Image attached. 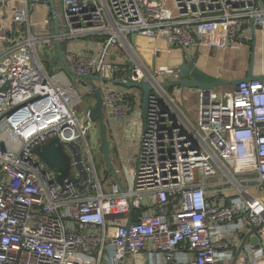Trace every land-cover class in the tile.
I'll list each match as a JSON object with an SVG mask.
<instances>
[{"label":"built area","instance_id":"2783aa9c","mask_svg":"<svg viewBox=\"0 0 264 264\" xmlns=\"http://www.w3.org/2000/svg\"><path fill=\"white\" fill-rule=\"evenodd\" d=\"M37 4L0 0L13 24L0 32V264H125L145 253L161 257L148 264H264V81L199 89L196 115H188L178 88L162 86L178 72L150 70L129 40L163 39L191 56L243 49L254 62L260 52L264 74V0H54L51 61L58 40L73 79L38 55L47 38L32 31ZM41 23L53 26L51 15ZM84 74L152 86L144 129L140 115L141 131L125 134L142 100L94 84L121 186L113 176L102 182L101 153L87 141L99 130ZM80 79L91 86L87 111L78 109ZM51 136L71 160L74 181L63 187L32 152ZM135 138L126 155L120 144ZM248 227L257 228L259 247L246 241L236 256Z\"/></svg>","mask_w":264,"mask_h":264},{"label":"water","instance_id":"95a60500","mask_svg":"<svg viewBox=\"0 0 264 264\" xmlns=\"http://www.w3.org/2000/svg\"><path fill=\"white\" fill-rule=\"evenodd\" d=\"M38 2L39 4H44V3L48 4L50 9V15L52 18V23H53L52 26L53 32L55 35H57L59 32V23L55 11L54 0H38ZM249 26H251V23L249 24ZM55 48H56L55 55L53 57L51 64L49 65V71L51 72L54 69V67L58 63H60L71 75L76 76V73L69 67L68 63L65 61V59L61 54V45L58 40L55 41ZM127 65H130V62H127ZM253 65H254V55L252 52L248 60L245 74L242 77H234L232 79H220V78L213 79L212 77H209L207 73H205L197 66V55L191 56L189 54H186L183 56L182 62L177 67L176 70L178 72V79L170 83H163L162 86L170 90L175 88L208 90L224 85H232L233 87H236L242 81H254V80L264 81V74H254ZM80 77L86 79L94 90L93 94L95 98V103L90 110V117L93 121L97 122L98 125V130H99L98 151L99 153H101L100 161L104 165L103 167L104 178H106L109 174H112L114 179L121 186L119 176L116 172L115 165L112 161L110 144L107 138L106 125L104 122V112L102 108L103 100L101 94L99 93L98 89L95 88L93 83V80L97 79V77L92 74H84L81 75ZM79 82L82 85L85 84V82L82 79H80ZM123 84L130 85L129 82ZM7 86L8 83L5 85V87ZM134 86H138L143 93L142 102H141V119H142V126L144 129L145 121H146L147 104H148V94L151 91L152 86L148 82H136ZM64 146H65L64 143L57 136H51L35 144L32 148V152L40 159V161H42L48 169L55 171V181L62 187L66 183L70 181H74V177L71 171L72 170L71 160ZM132 210L133 207L132 205H130V211ZM129 223L130 221H128V224ZM256 231L257 228L252 227L251 232L249 234L253 232L256 233ZM246 238L247 237H245L242 240L236 256L238 255L239 251L242 249L243 244L246 241ZM249 242L254 243V246L256 248L259 247L258 237L256 234L252 235L249 238ZM234 260L232 264L234 263Z\"/></svg>","mask_w":264,"mask_h":264},{"label":"crops","instance_id":"0c3cea01","mask_svg":"<svg viewBox=\"0 0 264 264\" xmlns=\"http://www.w3.org/2000/svg\"><path fill=\"white\" fill-rule=\"evenodd\" d=\"M49 12H50L49 6H48V10L45 12H42V10L39 7L32 12L30 16L31 22L38 23L36 24V28H37L36 32L41 33L46 30H48L49 32L51 31L50 29L52 27L51 24L41 23L46 19H48L49 22V17H50ZM12 25L13 24L11 22V18L8 10L7 9L0 10V32H7L8 29L12 27ZM129 40L134 45L140 60L150 70H152L153 68H159V69H164L166 71H176L177 67L182 62L183 56L186 55V53H184L177 47L171 46L163 39H153L141 35H130ZM259 50L260 49L257 48V52H259ZM224 54L225 52H221V51L202 50L200 54L197 55V66L205 73H207L209 77H212L213 79L220 78V74H221L220 72L222 67L221 59L223 58ZM257 56H259L260 58V52L257 54ZM260 71H261L260 73L263 72L261 68ZM232 78L233 77L223 78L221 76L220 79H232ZM194 92L197 91L194 89H186V88L178 89L177 91H175V94L180 99L181 109L188 115L189 114L191 115V113L196 108V105H194V101L192 100V95H191ZM129 143L130 141L124 140L120 144L121 150L126 155L129 154V148H128ZM251 229L252 227H248V231H246V233H244V235L241 236V242L245 237H247L246 241H249L251 235L255 234L254 232L249 234L251 232ZM151 260L160 261L161 257L157 255L151 256L149 255V253H145L140 257L138 263H136L135 259H133V264H148Z\"/></svg>","mask_w":264,"mask_h":264},{"label":"rangeland","instance_id":"374dc122","mask_svg":"<svg viewBox=\"0 0 264 264\" xmlns=\"http://www.w3.org/2000/svg\"><path fill=\"white\" fill-rule=\"evenodd\" d=\"M38 7L42 10V12H45L48 10V4H46V3L35 5L34 10H36V8H38ZM32 31L33 32L37 31L36 26H32ZM39 36H41V37L44 36L47 38L46 40H41L38 42L37 50H38V55H39L40 59L42 60L43 64L46 67H49V65L52 62L51 57L53 55V53L49 50V48L51 46V42L48 39L50 37V32L48 30L43 31V32L39 33ZM247 61H248V58H247V53L245 50H243V49L225 50V54H224L223 58L221 59L222 67H221V72H220L221 73L220 78H221V76L223 78H225V77H229V78L230 77H233V78L234 77H242L244 74V71L247 67ZM260 68H261V66L259 64V56L256 55V61L254 62L253 72L256 74H259L261 72ZM55 71H57V69H55ZM67 73H68L70 79H73L72 75L68 71H67ZM170 80H172L170 78V76L166 75L164 77L165 82L170 81ZM93 83L98 87L101 84L104 89H109L111 87L121 89L130 97H134L136 100H139V99L142 100L143 93H142V90L138 86H134V84H136V82L129 81L130 85H123V84H119V83L114 84V83L109 82L107 80L96 79V80H93ZM75 88L78 90L80 95L83 96L88 90L91 89V86H89V85L85 86V85H81V84L76 83ZM234 88L235 87H233L232 85H224V86L215 87L214 89L217 91H230V90H233ZM191 95H192V100L194 101V105H196V108H197L198 93L194 92ZM90 106H91V100L89 99V97L83 96L82 101L79 103L78 109L80 111H82V110L87 111L90 108ZM196 108L191 113L192 116L196 115V111H197ZM140 115H141V112H137V113L130 115L129 121L127 122L125 130H124V131H126L125 134L129 133V131H131L132 129L137 130V133H139L141 131V126H140L141 121L139 119ZM98 137H99V133H98L97 129H94L93 131H91V133H89L87 135L88 144L91 146L94 153L96 152L97 147H98ZM129 141H130V143H129L128 148H129V154H131V153H133L132 147L134 145L138 144V140H137V138H135L134 140L131 139ZM112 161H113L114 165L117 166V161L113 158H112ZM95 162L97 164V170H98V173L101 177L102 182L105 185H109L113 181L112 175L109 174L106 178H104L102 164L97 159H95ZM87 260L91 261V260H93V258L87 257ZM125 264H133V258L130 255H127L126 260H125Z\"/></svg>","mask_w":264,"mask_h":264},{"label":"flooded vegetation","instance_id":"af4514ba","mask_svg":"<svg viewBox=\"0 0 264 264\" xmlns=\"http://www.w3.org/2000/svg\"><path fill=\"white\" fill-rule=\"evenodd\" d=\"M247 64H248V61H247Z\"/></svg>","mask_w":264,"mask_h":264}]
</instances>
